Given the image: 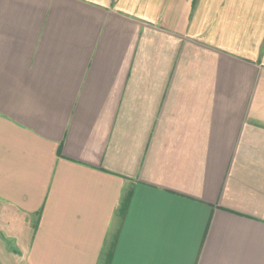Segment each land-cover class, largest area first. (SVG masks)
I'll use <instances>...</instances> for the list:
<instances>
[{
  "label": "crops",
  "instance_id": "crops-1",
  "mask_svg": "<svg viewBox=\"0 0 264 264\" xmlns=\"http://www.w3.org/2000/svg\"><path fill=\"white\" fill-rule=\"evenodd\" d=\"M0 264H264V0H0Z\"/></svg>",
  "mask_w": 264,
  "mask_h": 264
}]
</instances>
